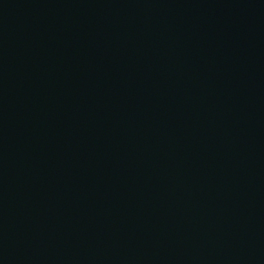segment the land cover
<instances>
[{
	"label": "water",
	"instance_id": "1",
	"mask_svg": "<svg viewBox=\"0 0 264 264\" xmlns=\"http://www.w3.org/2000/svg\"><path fill=\"white\" fill-rule=\"evenodd\" d=\"M0 264H264V0H0Z\"/></svg>",
	"mask_w": 264,
	"mask_h": 264
}]
</instances>
